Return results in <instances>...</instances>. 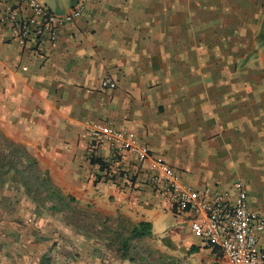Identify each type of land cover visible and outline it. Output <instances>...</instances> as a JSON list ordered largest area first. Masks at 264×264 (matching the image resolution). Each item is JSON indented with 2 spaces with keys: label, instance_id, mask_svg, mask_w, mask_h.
Listing matches in <instances>:
<instances>
[{
  "label": "crops",
  "instance_id": "obj_1",
  "mask_svg": "<svg viewBox=\"0 0 264 264\" xmlns=\"http://www.w3.org/2000/svg\"><path fill=\"white\" fill-rule=\"evenodd\" d=\"M38 1L56 15L77 2ZM99 122L133 132L195 190L240 183L264 216V0H90L39 55L0 31V149L18 148L46 183L0 172V264L175 263L171 214L143 168L105 148L102 172L88 164ZM139 224L148 236H131ZM192 245L185 264L216 256Z\"/></svg>",
  "mask_w": 264,
  "mask_h": 264
},
{
  "label": "built area",
  "instance_id": "obj_2",
  "mask_svg": "<svg viewBox=\"0 0 264 264\" xmlns=\"http://www.w3.org/2000/svg\"><path fill=\"white\" fill-rule=\"evenodd\" d=\"M89 1L77 0L65 14L56 15L36 0H0V31L39 55L43 48L56 43L62 28L84 14ZM99 87L114 90L115 84L105 79ZM88 139L87 156L99 159L97 151L105 148L112 158L124 154L134 158L143 168L150 191L166 203L172 216L184 220L192 238L215 252L222 264H264V249L257 246L259 239H264V216L249 210L246 190L240 183L230 189L206 186L195 190L183 184L161 159L152 157L133 132L118 130L109 123H94ZM132 180L124 178L127 184Z\"/></svg>",
  "mask_w": 264,
  "mask_h": 264
},
{
  "label": "rangeland",
  "instance_id": "obj_3",
  "mask_svg": "<svg viewBox=\"0 0 264 264\" xmlns=\"http://www.w3.org/2000/svg\"><path fill=\"white\" fill-rule=\"evenodd\" d=\"M39 2L38 0H36ZM48 3H50L53 7L56 6V8H63L66 4H68V0H47ZM49 8L48 5H45ZM0 155H3L5 157L8 156L7 151H0ZM42 178V177H40ZM33 185H36V182L33 181ZM181 217H174L172 215H168L167 220H166V225H169L170 229H175L176 230V247L175 251L177 254L176 261L174 264H185V258L191 255L195 254L198 252V250L192 245V243L195 241L192 236L187 232L186 225L181 221ZM120 238V236H116L115 240L111 242V251L118 253V259L121 262L122 260H127V254L126 252L129 251V247L127 244L120 243V241L117 242V239ZM187 239L186 242H181V239ZM196 242V241H195ZM117 243V244H116ZM153 243L148 241L147 243H143L142 246L146 249L148 247H151ZM109 245V244H108ZM163 246L164 250H167V245L165 244H160ZM141 246V245H140ZM195 248L196 250L194 252H191L190 249ZM216 254V253H215ZM197 258V263L195 264H203V256L201 254L195 255ZM208 256L207 261L208 264H222L221 260L218 258L217 254L214 258H211ZM193 260V259H192ZM192 264V263H191Z\"/></svg>",
  "mask_w": 264,
  "mask_h": 264
},
{
  "label": "trees",
  "instance_id": "obj_4",
  "mask_svg": "<svg viewBox=\"0 0 264 264\" xmlns=\"http://www.w3.org/2000/svg\"><path fill=\"white\" fill-rule=\"evenodd\" d=\"M7 151L8 156L5 157L0 155V172L1 171H13L17 176L19 175V182L21 185L29 188L32 187H43L46 185L45 179L38 176L35 164L30 161H24L22 158V152L18 148H14L10 145L0 149V151ZM88 164L91 166H97L98 170L102 172L105 167L100 159L94 158L92 155L87 156ZM104 178V176H102ZM14 180V178L12 179ZM18 178L15 180L17 181ZM33 181L36 185H33ZM149 226L147 224H139L137 228H134L131 232V236H148ZM196 249L191 248L190 251L194 252Z\"/></svg>",
  "mask_w": 264,
  "mask_h": 264
}]
</instances>
